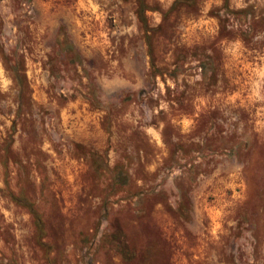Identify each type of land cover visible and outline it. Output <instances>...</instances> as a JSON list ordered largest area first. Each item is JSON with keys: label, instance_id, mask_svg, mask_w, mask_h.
<instances>
[{"label": "rangeland", "instance_id": "374dc122", "mask_svg": "<svg viewBox=\"0 0 264 264\" xmlns=\"http://www.w3.org/2000/svg\"><path fill=\"white\" fill-rule=\"evenodd\" d=\"M0 264H264V0H0Z\"/></svg>", "mask_w": 264, "mask_h": 264}]
</instances>
